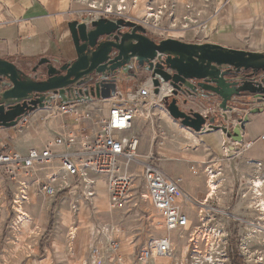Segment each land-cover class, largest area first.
Listing matches in <instances>:
<instances>
[{
    "label": "rangeland",
    "instance_id": "obj_1",
    "mask_svg": "<svg viewBox=\"0 0 264 264\" xmlns=\"http://www.w3.org/2000/svg\"><path fill=\"white\" fill-rule=\"evenodd\" d=\"M18 1L0 0V23L9 17L10 12L13 11L14 3ZM57 1L64 6H67L69 1L72 2L71 14L74 20L87 21L100 16L106 18L121 16L122 19L143 26L152 38L157 40L174 38L187 43H210L207 41L215 33L213 23L221 18L220 6L226 2V0H141L146 3L149 9V15L142 18L134 13L138 7V0ZM213 19H216L215 22ZM24 71L28 73V70ZM125 82L123 81L124 85ZM138 86L139 82L135 81L134 84L129 83L124 87L127 90H132ZM201 106L205 114L209 112L212 114L211 111L213 110L210 111V108H205L208 106L205 104ZM181 108L190 109L183 107V105ZM192 109L194 111L199 110L198 107L194 106ZM153 111L157 114L154 117L155 123L140 124V155L151 152V141L153 142L156 132L159 138L153 147L155 157L153 162L168 176L183 179L184 190L193 197L187 208L192 213L194 221L198 219L197 212L201 210H203L202 218L205 220H209L211 216L214 218L210 226L221 232L222 237L219 243L221 249L225 246V248L233 250L231 253L232 261L230 258L224 263L264 264V236L260 238L252 233V236L246 240L247 243L250 241L246 245V243L241 242V239H245L244 237L231 235L228 220L225 219L227 216H222L220 213L216 216L211 215L212 212L208 210L212 209L215 212L218 210L227 214L229 194L233 193L236 201L241 198V201L244 202L243 207L258 216L261 230L263 229L261 232L264 235V212L260 211L261 207L257 208L252 203V199L242 198L239 184L235 183L237 179L234 178L235 176L232 177L231 172L227 170V157L225 155L219 157L220 161L211 166L207 162L210 158L204 150L203 143L198 149H191L189 146L181 148L180 141L195 140V144L198 146L199 140L189 130L180 129L177 124L174 126L169 116L162 112L163 110L157 107ZM221 113L220 110L219 114ZM33 114L28 122L19 128L20 131L11 130L13 138L9 136V142L4 144L5 142L0 140L2 143L0 149L3 146H11L16 150L27 152L29 148L41 147L53 138L49 124L44 126L45 123H43L47 120L45 117L49 121L50 119L54 120L53 117L49 118V113H44V118H41L39 112ZM160 115L166 122L159 119ZM161 127L162 129H160ZM182 130L185 132H181ZM162 131L165 132L164 135ZM183 136H186L185 138L188 140L184 139ZM220 144H223L221 147L224 154L228 144L225 142ZM199 162L204 163L200 164ZM197 164L201 165L198 168V174L190 169L192 165L196 166ZM219 165L224 166L226 173L224 169L221 170L218 167ZM143 167L141 162H137L134 164L133 170L137 171L135 173L138 174ZM219 172H223L225 175L218 176V182L215 178H210L212 177L211 174L216 176ZM210 181L214 183L215 190L209 186ZM95 186L96 195L91 198V201L86 200L83 196V193L87 192L85 185L70 188L54 198H48L34 188H29L23 193L18 184L10 182L0 174V264H112L105 254L95 255L94 249L99 242L106 244L107 239L114 235V238L121 241L119 252L127 254L133 250L132 243L142 242L150 234L157 237L164 233L161 219L153 213L148 204L144 203L142 208L127 212L112 210L110 202L106 201L105 192L99 189L98 184ZM22 194H26V200H23ZM195 199L202 203L206 202V205H210V207H202ZM95 200H100V202L97 204ZM248 202L249 204H247ZM83 208L84 211L81 212ZM109 208L111 209L110 212L100 213ZM148 230L149 232H147ZM177 235H175L178 244L177 256L184 261L186 254H188L186 251L190 242L187 239L179 238ZM235 239H240L238 247ZM201 249L205 250L204 247ZM187 257L188 264H190L193 259L190 256ZM241 258L245 259L244 263L243 260H238ZM177 260L178 257L173 260V263L177 264ZM126 262L129 263L128 260Z\"/></svg>",
    "mask_w": 264,
    "mask_h": 264
},
{
    "label": "built area",
    "instance_id": "obj_2",
    "mask_svg": "<svg viewBox=\"0 0 264 264\" xmlns=\"http://www.w3.org/2000/svg\"><path fill=\"white\" fill-rule=\"evenodd\" d=\"M173 90L169 83L156 87L153 78L149 76L140 80L136 89L124 92L117 90L116 99L110 102L107 99H97L96 104L93 100L69 103L56 100L44 109H49V118H64L60 122L59 132L43 146L31 147L27 152L3 146L0 149V174L18 184L23 193L34 188L48 198L85 185L87 192L83 196L89 201L96 195L95 185L101 179L105 183L112 210L127 212L142 208L144 203L148 204L161 219L164 233L157 237L150 234L142 242L132 243L133 250L127 254L119 252L121 241L114 238V235L107 239L106 244L99 242L94 249L95 255L105 254L112 264H174L172 260L178 252L175 239L177 234L179 238L190 242L186 251V255L193 259L190 264H225L224 261L227 262L230 258L232 261L233 250L225 246L221 249V232L210 226L214 218L211 216L209 220H205L201 210L197 212L198 219H192L187 206L193 197L184 190L183 179L168 176L153 162V147L159 138L156 132L153 142L151 141V152L140 155V124H154L157 114L153 110L157 107L180 129L191 131L199 139L201 133L184 127L170 115L168 104L172 98L181 102L183 99L181 95L174 96ZM185 96L183 97L192 101V97ZM69 116L74 118L75 124H81L82 127L73 128L67 124L65 118L68 119ZM28 117L23 118L19 124L23 121L26 124ZM159 119L166 122L161 115ZM86 122H90L91 126H83ZM162 134L165 132L162 131ZM261 138L264 140V135ZM236 142L226 140L225 144L236 145ZM252 144L253 142H249L244 147L235 149L225 147V157L230 164L232 177L235 176V183L239 184V191H242V198L252 199V203L257 208L261 207L260 211L264 212V162L243 157L244 151ZM137 162L144 165L138 174L133 170ZM196 166L192 165L190 169L198 174L201 165ZM256 181H261V185L257 186ZM22 195L23 200H26V194ZM195 201L202 207H210L206 202ZM208 210L215 216L218 211ZM187 256L184 261L179 258L178 264H188Z\"/></svg>",
    "mask_w": 264,
    "mask_h": 264
},
{
    "label": "water",
    "instance_id": "obj_3",
    "mask_svg": "<svg viewBox=\"0 0 264 264\" xmlns=\"http://www.w3.org/2000/svg\"><path fill=\"white\" fill-rule=\"evenodd\" d=\"M125 27L131 30L123 33ZM68 28L77 58L66 63L41 58L31 70L36 73L44 66L45 80L38 81L15 63L0 58V128L16 127L23 118L56 100L109 99L115 96L124 76L137 78L140 68L151 75L156 87L169 83L174 96L196 97L193 82H197L220 99L219 115L225 122L234 111L233 104L264 103V52L174 38L155 42L142 26L103 16L70 21ZM241 72L248 75L243 78ZM185 97L182 102L172 98L168 104L170 115L181 125L201 134L222 131L234 141L242 139L244 119L238 120L239 126L231 133L225 125L214 124L215 117L209 119L197 111L182 109L189 104Z\"/></svg>",
    "mask_w": 264,
    "mask_h": 264
},
{
    "label": "crops",
    "instance_id": "obj_4",
    "mask_svg": "<svg viewBox=\"0 0 264 264\" xmlns=\"http://www.w3.org/2000/svg\"><path fill=\"white\" fill-rule=\"evenodd\" d=\"M71 10V1L67 6L57 0H19L14 3L9 17L0 23V58L11 61L28 71L41 58H49L61 63L74 61L77 53L68 28V22L74 20ZM220 10L221 18L213 23L215 33L207 42L227 48L264 52V0H226L225 4L220 6ZM142 79L144 78L141 75L137 78L124 77L125 85L134 84L135 81L139 82ZM125 85L122 83L118 91H126ZM93 101H95L94 104L98 103L97 99ZM201 105L203 103L200 100H193L185 107H198V111L202 113L204 109ZM242 108L228 114L229 121L233 120L234 124L238 121V119L234 120V114L245 120L242 139L237 141L236 145L232 143L228 147L241 148L253 142L251 147L244 151L243 157L264 162V140L261 138L264 135V103H253ZM38 112L41 113V118H44V113H48L49 109H39L33 113ZM45 118L47 120L43 122L44 126L49 124L51 135L54 137L59 132L60 122L64 121V118L59 117L57 120L50 119V121L47 117ZM47 121L49 123H46ZM65 121L73 128L82 127L81 124H75L72 116L65 118ZM172 123L174 124L173 121ZM24 124L23 121L13 128H0V140L6 144L9 142V136L13 138L11 130H19ZM83 126L90 127L91 123L86 122ZM224 142H226L225 136L220 131L199 134V146L203 143L204 150L207 153L212 151L217 154L218 160L225 155L221 147L223 144H220ZM24 151H26L25 148ZM98 187L106 192L105 185L99 184ZM110 210L109 208L100 213H108ZM83 211L84 208L81 212Z\"/></svg>",
    "mask_w": 264,
    "mask_h": 264
},
{
    "label": "flooded vegetation",
    "instance_id": "obj_5",
    "mask_svg": "<svg viewBox=\"0 0 264 264\" xmlns=\"http://www.w3.org/2000/svg\"><path fill=\"white\" fill-rule=\"evenodd\" d=\"M118 19H122V18H118ZM133 23H135V22H133ZM135 24H137V23H135ZM137 25H140V24H137ZM130 30H131V27H125L122 30V32L125 33V32H129ZM146 36L149 37L150 39H152L155 42L161 41V40H157L155 38H152L151 36H149V34L147 32H146ZM45 72H46L45 71V67L42 66L40 69L37 70L36 73H33L32 70H29L27 74L31 75L32 77H35L38 81H41V80H45L47 78ZM169 72H171V71H169ZM137 74H138L137 77H139V75H141V77H143L144 79H147L149 76H151L143 68H140L139 70H137ZM239 75L244 78L245 76L248 75V73L247 72H241V73H239ZM258 77L256 78V80H259ZM228 78H232V79H234L236 81L238 80L237 76H235V75H229ZM144 79H142V80H144ZM122 83H123V81L118 83V87ZM193 84H195V86L197 88V93H195V94H197V96L193 97L192 101L193 100L202 101V99L206 100L204 104H205V106H208V107H205V108H210V111L213 110V111H211L212 114H210V112L208 114H204V112L201 113L199 111H197V112L201 113L203 116H206V117L209 116V119L212 118V117H215V123L214 124H216V125H225L228 128V130L231 133H233V130L237 126H239V122L237 121L235 124L232 122L233 120L225 122L219 115V113H220V110H219L220 99L217 96L212 95L208 91L203 90L201 87L197 86V82H193ZM189 101L190 100H188V103H190ZM253 103H262V102H256L255 101V102H252L251 104H253ZM251 104H249V105H251ZM249 105H242V104L236 103V104H233V108H234V111H236L237 109H240V108L243 109L242 107H246V106H249ZM217 107H218V109H217ZM190 110H193V109L190 108L189 110H186V111L188 112ZM233 117H234V120L235 119H238V120L242 119V118H239L237 114H234ZM224 136H225V140H227L229 142L233 141L232 138L229 137L227 134H224ZM229 151H232V149H230ZM208 156H209L210 160L207 159V160H209L207 162H209L211 164V166L216 165L220 161V160H218L217 154H215L212 151L208 153ZM218 167L221 170L224 169V172L226 173V170H225L223 165H219ZM227 170L230 172L229 165H228V169ZM220 175H225V174L223 172L217 173V175L214 176V178L216 179V182H218L217 178ZM216 188H217V186H216ZM242 201H241V198L238 201H236L233 193L229 194L228 203H227L228 204V206H227L228 213L225 214L222 211H218L216 214L218 215L220 213L222 216H227V218H225V219L228 220L229 231H230L231 235L233 237L234 236H240L242 238L244 237L245 239H241V242L242 243L244 242V243H246V245H248L250 241H248V243H247L246 240H248L252 236V233H253L254 236H258L260 238L263 237L264 235L261 232L263 229L261 230V226H260V222H259L260 219L258 218L257 215L253 214L251 211H249L248 209H245L243 207L244 202H242ZM221 219H223V218H221ZM252 230H253V232H252ZM235 242H236V246L238 247L239 246L238 242H240V239H238V240L235 239ZM263 246H264V244H263ZM238 260H243V263L245 262L244 258H241V259H238ZM234 264H236V263L234 262Z\"/></svg>",
    "mask_w": 264,
    "mask_h": 264
},
{
    "label": "bare ground",
    "instance_id": "obj_6",
    "mask_svg": "<svg viewBox=\"0 0 264 264\" xmlns=\"http://www.w3.org/2000/svg\"><path fill=\"white\" fill-rule=\"evenodd\" d=\"M148 6L146 5V3L144 2V1H139L138 0V7L135 9V11H134V13L136 14V15H139L140 17H142V18H144V17H146V16H148L149 15V9L147 8ZM202 31V30H201ZM115 96H112L111 98H109V99H107V100H109L108 102H110L111 100H114L113 98H114ZM162 112H164V111H162ZM164 114H165V112H164ZM166 115V114H165ZM168 116V115H167ZM181 132H185V130H182ZM191 132V131H190ZM191 134H192V132H191ZM195 136V135H194ZM184 137V139H186L185 137L186 136H183ZM197 138V137H196ZM198 139V138H197ZM186 140H188V138L186 139ZM199 140V139H198ZM180 146H181V148H183V147H185V146H189L191 149H195V148H198V146H196V144H195V140L193 141V140H191L190 142H188V141H180ZM196 146V147H195ZM220 160V159H219ZM227 161V160H226ZM223 162H225L224 160H223ZM227 163V162H226ZM228 165H229V163H227ZM210 176H212V177H210ZM209 177L211 178V179H213L214 178V176L211 174ZM210 180V179H209ZM213 182H209V186H211V188L212 189H214L215 190V186H214V183L212 184ZM261 181H256V185L257 186H260L261 185ZM97 184L99 185V184H103V185H105V183H104V181L103 180H98L97 181ZM213 190V191H214ZM105 194H106V197H107V201H109L108 199V195H107V193L105 192ZM101 200V199H100ZM100 200H95V203L97 202V204H98V202H100ZM247 204H249V202L247 203ZM98 207H100V205H97ZM262 207L264 208V204L262 205ZM30 228V227H29ZM75 236V235H74ZM176 257H178V260H177V264H178V261H179V256H177L176 255ZM175 257V258H176ZM174 258V259H175ZM172 262H173V260H172Z\"/></svg>",
    "mask_w": 264,
    "mask_h": 264
}]
</instances>
